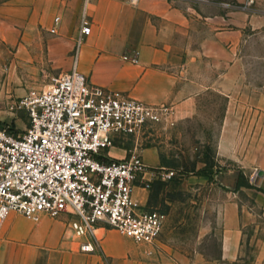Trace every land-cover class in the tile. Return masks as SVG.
Returning <instances> with one entry per match:
<instances>
[{
	"label": "crops",
	"instance_id": "0c3cea01",
	"mask_svg": "<svg viewBox=\"0 0 264 264\" xmlns=\"http://www.w3.org/2000/svg\"><path fill=\"white\" fill-rule=\"evenodd\" d=\"M258 6L264 8V1L259 0ZM187 8L170 0H139L136 4L93 0L89 6L91 33L81 47L79 71L94 85L123 92L151 106H178L211 85L224 91L228 106L216 152L221 159L240 165L222 169L215 176L229 195L225 206L216 211L217 224L205 231L219 242L217 256L199 253L184 263L264 264V53L259 58L260 81L248 74L246 61L239 54V43L248 44L258 36L264 42V28L248 36V19L245 32L237 27L234 17L223 30L221 16L205 12L194 16ZM82 10L83 0H0V42L15 50L23 66L35 51L43 56L40 66L45 72H69ZM57 17L58 31L52 34ZM249 24L264 26V14L249 17ZM249 133L253 138L241 146L243 139L239 137ZM117 147L108 151L109 157L126 158L127 150L120 155ZM138 153L157 171L156 186L169 183L159 177L169 168L162 166L157 151L143 149ZM260 172L263 177L256 186L252 178L256 180ZM241 173L249 188L237 189ZM189 180L205 183L209 179L200 176ZM240 191L249 197V204L238 199ZM135 198L145 209L157 210L152 209L149 191L138 188ZM167 203L171 204L170 200ZM68 221L65 216L45 215L31 221L19 213L11 214L0 231V264H93L92 257L74 252L77 243L67 239ZM112 232L116 231L99 229L100 235ZM103 245L108 251L119 247L110 240ZM246 246L248 262L243 255Z\"/></svg>",
	"mask_w": 264,
	"mask_h": 264
},
{
	"label": "built area",
	"instance_id": "2783aa9c",
	"mask_svg": "<svg viewBox=\"0 0 264 264\" xmlns=\"http://www.w3.org/2000/svg\"><path fill=\"white\" fill-rule=\"evenodd\" d=\"M92 1L83 0L71 70L55 78L48 90L23 99L29 127L15 134L0 125V231L13 213L31 221L65 216L67 239L83 254L100 251L101 228L137 245L159 241L167 215L145 209L135 198L136 189L152 188L157 171L145 164L138 146L120 160L110 158L108 151L118 139L138 140L145 129L173 114L170 107L151 106L94 85L79 71L81 47L91 33ZM59 20L51 33H57ZM176 176L172 169L159 174L163 181Z\"/></svg>",
	"mask_w": 264,
	"mask_h": 264
},
{
	"label": "rangeland",
	"instance_id": "374dc122",
	"mask_svg": "<svg viewBox=\"0 0 264 264\" xmlns=\"http://www.w3.org/2000/svg\"><path fill=\"white\" fill-rule=\"evenodd\" d=\"M188 7L191 15L197 12L222 17V28H229L230 19L237 18V27L245 29L248 19V36H254L264 28L261 24L250 25L249 17L264 14L258 1L249 5V0H170ZM264 1V0H261ZM51 33V32H50ZM53 34V33H52ZM252 34V35H249ZM259 37V36H258ZM248 44L239 43V54L248 67V74L261 80L262 67L259 58L264 53V42L259 37ZM75 50L72 56V61ZM258 57V58H256ZM27 65L15 55L14 49H6L0 42V125L15 134H22L30 125L28 111L23 99L32 92L41 93L50 88L53 81L62 73H49L41 68L43 56L31 52ZM14 64V65H13ZM250 66V71H249ZM173 114L168 121L148 127L138 140L118 139L116 153L129 157L138 146L159 154L162 166L176 171L177 176L149 190L152 209L165 213L167 221L164 231L154 245H137L120 233L100 235L101 249L95 254H83L78 246L77 255L90 256L93 264H185V259L194 260L197 254L217 256L219 242L205 235L210 226L217 224L216 211L229 201L227 189L216 182L221 170L237 168L239 163L221 159L216 145L225 127L228 98L222 89L213 85L205 88L199 95L183 101L178 106H168ZM251 129V125L247 126ZM250 135V136H249ZM244 135L241 146L247 139ZM206 171V172H205ZM207 176L205 183L190 182L189 177ZM149 179V175L147 176ZM255 182V181H254ZM183 189V190H181ZM238 199L249 204V197L240 191ZM170 200L171 204L167 202ZM101 234V233H100ZM110 240L117 249L108 251L103 242ZM244 260L249 261V247L243 249Z\"/></svg>",
	"mask_w": 264,
	"mask_h": 264
},
{
	"label": "trees",
	"instance_id": "16d2710c",
	"mask_svg": "<svg viewBox=\"0 0 264 264\" xmlns=\"http://www.w3.org/2000/svg\"><path fill=\"white\" fill-rule=\"evenodd\" d=\"M206 172V171H205ZM249 182L245 181L244 175L241 173L239 175V180L237 181V189H240L241 187H247L249 188Z\"/></svg>",
	"mask_w": 264,
	"mask_h": 264
},
{
	"label": "water",
	"instance_id": "95a60500",
	"mask_svg": "<svg viewBox=\"0 0 264 264\" xmlns=\"http://www.w3.org/2000/svg\"><path fill=\"white\" fill-rule=\"evenodd\" d=\"M263 177V172L258 173L257 178L254 182L256 186H259L261 184V178Z\"/></svg>",
	"mask_w": 264,
	"mask_h": 264
}]
</instances>
